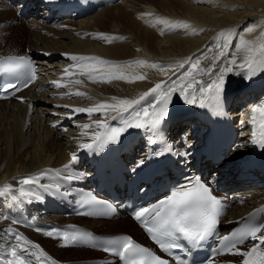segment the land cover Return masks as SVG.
Instances as JSON below:
<instances>
[{"label": "bare ground", "instance_id": "obj_1", "mask_svg": "<svg viewBox=\"0 0 264 264\" xmlns=\"http://www.w3.org/2000/svg\"><path fill=\"white\" fill-rule=\"evenodd\" d=\"M33 2L0 0L1 39L7 37L6 34L9 32L8 37L13 33L11 31L14 30V24L12 25L10 21L14 22L17 19L11 16L12 10L17 13L16 10L19 11L24 6L25 10L21 16L32 18L26 21L29 22L30 28L27 49L38 64V79L29 88L11 100H0V188L11 185L8 191L0 193V251L10 255L11 247L21 244L28 250L25 252L27 256L28 252L35 251L33 245L38 243L35 238L43 232L8 218L3 210V200L8 195V200L16 195L18 199L23 196L29 198L35 196L33 187L22 183L23 178L42 177L43 170L49 169H58L63 174L71 176L79 171L93 174L94 168L89 161L82 159L80 167L70 164V161L72 153L83 150L81 144L92 143L93 134L102 133L105 127L95 125L94 121L102 120L106 126L113 122L119 127L128 128L130 132L136 130L135 132L144 133V141L138 143L137 149L133 148L126 152L125 157L131 159L133 157L131 153L139 151V156L144 157L137 158L135 155L133 163L146 160L147 152L150 150L151 133H145V127L134 126L148 119L142 113L139 118L125 116L124 119L129 120L132 126H124L119 119H113L117 112L111 109L104 110L106 113L104 115L75 113L73 109L88 108L101 102L112 104L123 99L139 100L144 93L161 82H166L162 84V89L172 87L173 84L177 88L171 93L172 103L169 112L173 117L170 122L171 129L167 130L171 131L174 139L179 142L178 148L185 144L186 148L192 151L190 162L195 169L201 173L209 169L210 176L212 175L219 184V192L228 194L230 209L225 220L235 222L264 203V189H261L264 188V160L261 157L256 160L257 143L253 139V132L259 133V125L264 123V113L257 112L256 124L252 123V109L264 105V100L258 102L264 94L261 93L264 88V48L261 47L264 45V0H140L139 3L121 0L117 4L91 13L90 16L80 17L79 12L74 11L72 19L66 18L65 14L59 15L58 10L53 9V5L42 3L40 0L36 1L31 10L33 14L29 15L27 12ZM141 7L143 11L149 12L148 14L142 12L147 18L145 24L141 23V20L137 22L135 15L133 16L135 20L129 16V13L133 10L136 12L135 9ZM62 18L68 20L65 22ZM185 23L187 27L184 26ZM20 33L26 35L25 31ZM16 34H19L17 30L14 36H17ZM110 38L112 40H109ZM0 50V55L9 54ZM221 52L224 53L223 56L219 55ZM250 54L252 57L248 59ZM73 55L101 59L76 61L70 58ZM199 55L210 60L198 64L197 70L191 65L192 60ZM128 58L133 63H126L128 60H123ZM214 58L215 67L212 68V73L205 74V70L212 67ZM232 58L236 59V63L228 64ZM245 60L252 62L251 70L244 63ZM101 61L111 63L105 64ZM123 61L126 64H123ZM77 64L94 65L96 70L91 75L97 77L95 80L98 84H103L105 89L94 86L96 84L93 85L87 75L80 74V68L72 67ZM225 66L232 68L231 72L225 73L224 92H227L228 96L227 106L230 102V110L233 112L240 104L246 105L236 112V116L241 117V123L236 124L239 125L240 134L230 146V150L224 152V158L214 163L212 159L205 160L203 151L210 147L199 138L202 135L190 134L192 130L197 131L200 130L199 126L202 127V124L197 122L198 118L195 119L191 112L199 106V98L195 104L188 103L186 97L191 90L181 95L180 84L182 81L193 79L195 85L208 82ZM65 69L73 75L66 74ZM111 74H122L124 78L114 79L111 78ZM141 76L144 78H136ZM77 80L81 83H75ZM52 81H60L66 86L56 87ZM77 91L86 95L68 94ZM150 97L154 95L148 96L140 105L135 106L137 112L142 107H147L150 114L153 112L154 108L149 105H155L157 101L151 102ZM69 117H72L70 123L65 122ZM183 119L186 120L182 121ZM59 124L68 125V128H58ZM84 124L90 127L85 129L82 127ZM184 127L187 128L189 136L186 143L180 140ZM206 133L205 128L204 134ZM137 140V137L132 138L134 143ZM230 141L229 136L225 144ZM124 149L125 146L122 145V153L125 152ZM65 165L69 167L65 168ZM170 167L165 170V176ZM123 172L127 173L126 170ZM156 175L157 172L154 173L153 179ZM120 176L113 177L110 184L112 190L100 185L101 192L112 199L113 194L122 193V187L115 185L116 178ZM145 178L142 176L139 184ZM86 182L93 184L96 180ZM88 187L92 188L90 185ZM229 189L234 191L229 193ZM34 202L35 212L42 217L41 221L47 222L62 217L59 213H51L49 207L48 213L42 212L43 208L39 206V201ZM73 218L78 220L66 221L82 223L95 231L119 232L121 228L136 227L128 217L123 216L112 219L82 216ZM222 228L223 226H220V230ZM14 234L32 243L16 240L13 238ZM73 246L68 250H75L77 255L83 254V257L76 258V255L68 257L64 254V258H60L61 264H77L78 261L84 260L92 264H110L108 257L100 251ZM35 252L40 257L38 261L32 258L35 264H56L55 259L48 257L43 249ZM231 252L233 251H229L227 257L221 259L234 261L236 254ZM101 259H106L107 262L100 263ZM212 260L207 264L214 262Z\"/></svg>", "mask_w": 264, "mask_h": 264}, {"label": "snow or ice", "instance_id": "obj_2", "mask_svg": "<svg viewBox=\"0 0 264 264\" xmlns=\"http://www.w3.org/2000/svg\"><path fill=\"white\" fill-rule=\"evenodd\" d=\"M187 27V24L184 25ZM251 31V29H249ZM103 35V34H100ZM118 38V37H116ZM111 42V41H108ZM264 48V45L261 46ZM252 51V49H249ZM220 56H223L224 53H219ZM72 60L76 61H87V60H100L98 57H84V56H71ZM101 63H111L107 61H101ZM139 63H144L143 61H139ZM198 63H193L191 66L194 69H198ZM236 59L232 58L228 61V64H235ZM249 70H251L252 62H245ZM156 67V65H152ZM30 67V63L27 57H15L10 56L5 60L0 61V73L9 74L16 77L17 82L12 83L9 82L7 84H0V88H3L4 91H19L20 90V78L22 76H26V79L23 81V86L27 87L29 82L35 79V74L32 73L28 75L23 70ZM72 67H78L81 69L82 75H87L88 79L95 80L97 77L91 75L92 72L96 70L94 65L91 64H77ZM215 67V58L213 60L212 67L205 70V74L212 73V68ZM163 71V68H161ZM231 67H223L220 68L218 73L214 74V78L210 79L208 82H204L202 84L195 85L194 79L192 81L181 82L180 84V93L184 95V93L188 90V96L186 100L190 104H195L198 102L201 107H205V101H215L218 102L221 99V96L224 91L225 86V73L231 72ZM65 73L68 75H73V73L68 72V69H65ZM111 78L114 79H123L124 76L122 74H111ZM137 79H143L144 77H136ZM56 87H62L66 85H62L60 81H52L51 82ZM75 83L79 84L81 81L77 80ZM166 82L157 83L154 88L150 89L149 92H146L141 96L139 100H119L117 103H106L101 102L92 105L88 108H74L73 112L75 113H87L88 115H92L94 113H100L101 115L106 114L104 110L111 109L117 112V116L113 119H119L120 123L124 126H132L130 125L129 120L124 119L125 116H133L139 118L141 113L144 117L148 119L145 121V124L136 123L135 127H144L155 126L158 125L166 116L167 108L169 101L171 99V93L176 91L177 88L175 84L172 87H166L162 89V84ZM195 85V86H194ZM69 95L76 96H85L86 94L83 92H75L68 93ZM154 95L157 103L155 105H149L156 111L151 114L148 111L147 107H142L139 112L136 111L137 105H140L143 100H145L148 96ZM115 99V98H113ZM64 107H69L64 105ZM262 112L264 113V105L259 107H254L252 109L253 117L252 123L256 124V113ZM95 125L105 127V131L103 133L96 132L93 134L92 143L81 144L80 147L87 151H96L101 149L107 142H115L124 130L125 127H108L105 125L104 121L96 120L94 121ZM55 126V125H53ZM83 128L87 129L90 127L88 124H84ZM260 131L257 133L253 132L254 142L259 143L261 147H264V123L259 125ZM259 136V139H257ZM78 158L77 153H72V160L70 164L75 162ZM143 163V162H141ZM65 168H68L69 165H65ZM68 179H72L71 176L67 177ZM22 183L25 185L35 183V179L32 177H25L22 180ZM11 188V185H6L3 188H0V193L6 192ZM104 203L102 201L97 200L95 197L90 196L88 199L83 201V205H91V204H99ZM225 205L212 194V189L201 183L196 181L192 186L183 188L173 192L170 196L166 197L163 200H160L158 203L151 205L150 207H142L138 211L134 213V218L137 221L144 223L147 226V230L153 233L152 239L156 240L161 248L166 251L178 247L179 245L175 242L171 241L169 238L174 237L176 235L183 236L186 240L190 241L194 245H199L203 241H205L209 236H212L217 228L219 223V219L223 214V210ZM264 210V209H261ZM151 214L153 219L151 222V226H148V215ZM39 230V229H37ZM54 233L60 234L63 236L64 245L68 246L70 244L78 243L80 241L87 242L90 234L85 233H76V232H68L65 231L63 233H58L57 229H53L49 231L47 234L52 236ZM246 235H251L253 237L256 236V230L252 229ZM13 238L16 240H25L26 243L31 244L32 242L27 241L26 238L18 234H14ZM260 240H264V234L257 237ZM221 242H223L224 247L229 251L235 250V254L240 255L242 257H248L252 255V251H242L237 247L238 244L243 243L244 236L239 233H231L230 235L221 237ZM123 241L121 244L120 241ZM113 245L112 249L105 248V251L116 250L118 249L117 254L123 259L124 264H169V261L162 258L161 256L154 255L149 249L142 247L132 240L130 236L121 237L118 240L110 242ZM34 248L39 249V245H33ZM28 250L25 249L21 244H17L11 247L10 255L14 258L11 264H34V260H40V257L37 255L35 251L28 252V255H25V252ZM42 251V250H41ZM46 255V254H45ZM243 264H254L253 261L249 259H244Z\"/></svg>", "mask_w": 264, "mask_h": 264}, {"label": "rangeland", "instance_id": "obj_3", "mask_svg": "<svg viewBox=\"0 0 264 264\" xmlns=\"http://www.w3.org/2000/svg\"><path fill=\"white\" fill-rule=\"evenodd\" d=\"M133 2H140V0H133ZM142 2V1H141ZM18 3H20V1L18 2ZM145 6V5H144ZM143 6V8H145ZM143 8L141 7V8H138V9H135L136 10V12H134V10L131 12V13H129L130 15L129 16H131V18L134 16L135 17V19H136V21L137 22H139V20H141L140 22L141 23H144L145 24V19H147V18H145L146 17V15L145 14H148L149 12L147 11V10H145V11H143ZM6 9V8H5ZM17 9V8H16ZM123 9H124V6H123ZM146 9H148V8H146ZM31 7L29 8V10H28V13H29V15H32L33 14V12H31ZM142 10V11H141ZM17 11V10H16ZM139 12H141V13H139ZM142 12L143 13H145V14H142ZM137 14V15H136ZM142 14V15H141ZM139 15H140V17H139ZM11 16L14 18V19H17V20H14V22H12V21H10L11 22V24L13 25V27H14V30H12L11 31V36L10 37H8L9 36V33L8 34H6V36L7 37H4L3 39H1V37H0V49H3L4 47H5V51H13V52H24V51H26V50H24V49H26V47H27V44H28V40H29V37H30V28H29V22H26V21H23V19H21L18 15H17V13L16 12H14L13 10H12V12H11ZM67 17L66 18H68V19H70V16H68V15H66ZM31 17V16H30ZM134 17L132 18L133 20H135L134 19ZM137 17H138V19H137ZM66 18H62V21H63V19H66ZM140 18H142V19H140ZM144 20V21H143ZM143 21V22H142ZM25 23H27L28 25H26ZM16 28H18V29H16ZM18 31V33L19 34H16L17 36H14V33H15V31L16 30ZM6 31V30H5ZM20 31H25L26 32V35H23L22 33H20ZM6 33H7V31H6ZM9 38V39H8ZM85 39H88V38H85ZM84 39V40H85ZM109 40H112L111 38L109 39ZM264 43V42H263ZM6 44V45H5ZM4 52V51H3ZM260 52V51H259ZM250 57H252V54H250V56H249V58L248 59H250ZM247 59V60H248ZM123 60H128L126 63H130V62H132L133 63V61H130V58H128V59H123ZM210 60V58H202V56H196V59L194 60H192V64L193 63H196L197 61H199V63L198 64H200V63H203V62H206V61H209ZM247 60H245V62L247 61ZM244 62V63H245ZM124 61H123V64H126ZM91 82H93V85L94 84H96V85H94V86H96V87H98L99 86V88H101V89H105V86L103 85V84H98V82L95 80V82L92 80ZM98 84V85H97ZM102 86H104L103 88H102ZM262 92H264V90H262L261 91V93ZM249 101V100H248ZM156 104V103H155ZM245 104V103H244ZM244 104H240L238 107H236V108H234V110H233V117L234 116H236V112H238L240 109H242L245 105ZM242 105V106H241ZM237 117H238V115H237ZM239 120L241 119V117H239L238 118ZM184 121V120H183ZM185 128V127H184ZM249 129V128H248ZM186 130H187V128H185V132H186ZM137 148V147H136ZM133 158L135 159V154L133 155ZM213 165V164H212ZM211 165V166H212ZM208 176H210V173H209V175ZM261 189H264V188H261ZM123 190H125V187L123 188ZM232 191H234V189H229V193L230 192H232ZM63 213V215H64V213L65 212H62ZM120 215H122V214H120ZM57 220H61V221H65V220H78L77 218H72V217H70V218H62V217H60V218H58ZM222 229H226V227L224 226ZM98 232H101L100 230H97ZM48 232H45V233H40L39 234V237H37V238H35V240L39 243V245L49 254V257H51V256H53V257H55L56 258V260H59L61 257H62V259L64 258V254H67L68 255V257H70L71 255H76L75 257L76 258H78V257H83V254H81V255H77L76 253H75V250H68V249H71L72 247H74V246H64V248H62L61 247V243H62V240L61 239H63L62 237H54V236H57V235H55V234H53L52 236H49L48 234H47ZM61 238V239H60ZM38 243H37V245H38ZM63 245H64V241H63ZM41 247H39V249L41 248ZM39 249H35V251H39ZM80 251H83V250H80ZM74 253V254H73ZM52 258V257H51ZM85 259H87V258H85ZM90 263V264H92L90 261H86V260H84V261H78L77 262V264H83V263ZM56 263L57 264H61V263H59L58 261H56Z\"/></svg>", "mask_w": 264, "mask_h": 264}, {"label": "trees", "instance_id": "obj_4", "mask_svg": "<svg viewBox=\"0 0 264 264\" xmlns=\"http://www.w3.org/2000/svg\"><path fill=\"white\" fill-rule=\"evenodd\" d=\"M122 216L123 217H128L129 218L128 220L131 223H133L136 227H130L129 226V227H125L123 229L121 228L119 232H128L129 234H131L132 236H135L140 241L145 242V243H149L147 237L145 236V234L143 233V231L138 227V225L127 214L123 213Z\"/></svg>", "mask_w": 264, "mask_h": 264}]
</instances>
